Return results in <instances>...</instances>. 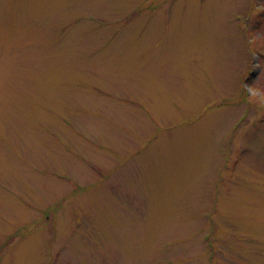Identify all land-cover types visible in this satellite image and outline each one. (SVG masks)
<instances>
[{"label": "rangeland", "instance_id": "obj_1", "mask_svg": "<svg viewBox=\"0 0 264 264\" xmlns=\"http://www.w3.org/2000/svg\"><path fill=\"white\" fill-rule=\"evenodd\" d=\"M0 264H264V0H0Z\"/></svg>", "mask_w": 264, "mask_h": 264}]
</instances>
